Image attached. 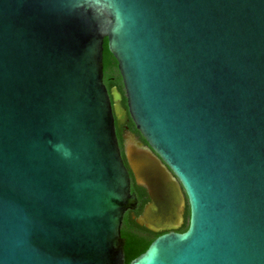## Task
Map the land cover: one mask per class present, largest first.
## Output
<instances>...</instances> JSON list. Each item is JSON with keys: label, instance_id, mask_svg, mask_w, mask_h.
Instances as JSON below:
<instances>
[{"label": "water", "instance_id": "95a60500", "mask_svg": "<svg viewBox=\"0 0 264 264\" xmlns=\"http://www.w3.org/2000/svg\"><path fill=\"white\" fill-rule=\"evenodd\" d=\"M121 36L0 0V264H264V0H126ZM121 94L103 83V44ZM63 143L69 159L54 151ZM188 208V227L178 233Z\"/></svg>", "mask_w": 264, "mask_h": 264}, {"label": "trees", "instance_id": "16d2710c", "mask_svg": "<svg viewBox=\"0 0 264 264\" xmlns=\"http://www.w3.org/2000/svg\"><path fill=\"white\" fill-rule=\"evenodd\" d=\"M102 57H103V83L106 89L109 91L110 87H115L120 93H124L121 78L117 69V63L107 49L106 40L104 41L103 44ZM123 105L126 107L125 98L123 99ZM129 128L138 137V139L144 143L142 137L136 131L131 120H129ZM116 135L118 139L119 148L121 151V156L124 160L125 165L127 166L120 142V132L118 130H116ZM130 191L131 193L135 194L138 203L136 210L133 212H127L124 215L122 221L120 232H121V237L125 240V246H124L125 264H129L133 259L141 255L148 248L150 243L161 234V233L159 234L153 233L143 227L138 226L132 219V215L138 216L141 213L144 204L148 201V197L146 195L145 190L141 187H138L135 184L131 173H130ZM188 216H189L188 208H186L184 214V223L182 227L177 230L178 233H183L184 231H186L188 227Z\"/></svg>", "mask_w": 264, "mask_h": 264}, {"label": "clouds", "instance_id": "9594fccd", "mask_svg": "<svg viewBox=\"0 0 264 264\" xmlns=\"http://www.w3.org/2000/svg\"><path fill=\"white\" fill-rule=\"evenodd\" d=\"M53 4L58 11L84 21H95L102 16L109 22L116 36L125 34L132 22L126 0H53ZM53 149L65 159L72 155L71 150L62 142L54 144Z\"/></svg>", "mask_w": 264, "mask_h": 264}, {"label": "flooded vegetation", "instance_id": "af4514ba", "mask_svg": "<svg viewBox=\"0 0 264 264\" xmlns=\"http://www.w3.org/2000/svg\"><path fill=\"white\" fill-rule=\"evenodd\" d=\"M113 87H110L109 88V92L110 90L112 89ZM121 94V99L120 101L118 102V104L121 106L122 109H124L126 111V113L124 114L123 118L122 119H119V118H116V130H118L120 132V142H121V146H122V143H123V135L126 133V132H131V129L129 128V120L130 117L128 115V112H127V108L123 105V99L125 98L124 96V93H120ZM134 134V133H133ZM135 135V134H134ZM136 136V135H135ZM137 137V136H136ZM138 138V137H137ZM123 149V147H122ZM134 217V215H132V218Z\"/></svg>", "mask_w": 264, "mask_h": 264}]
</instances>
